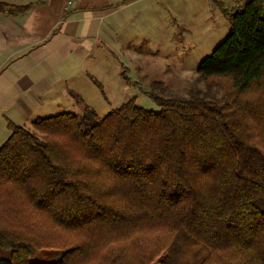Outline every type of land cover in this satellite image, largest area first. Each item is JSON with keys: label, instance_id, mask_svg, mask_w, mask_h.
Instances as JSON below:
<instances>
[{"label": "trees", "instance_id": "16d2710c", "mask_svg": "<svg viewBox=\"0 0 264 264\" xmlns=\"http://www.w3.org/2000/svg\"><path fill=\"white\" fill-rule=\"evenodd\" d=\"M30 5L0 0V14ZM204 90L8 121L0 146V248L37 264H264V0L222 8ZM156 87V88H155Z\"/></svg>", "mask_w": 264, "mask_h": 264}, {"label": "crops", "instance_id": "0c3cea01", "mask_svg": "<svg viewBox=\"0 0 264 264\" xmlns=\"http://www.w3.org/2000/svg\"><path fill=\"white\" fill-rule=\"evenodd\" d=\"M1 1L30 5L16 16L0 14L2 144L10 135L5 119L32 124L44 100L52 108H67L65 92H107L114 75L126 81L133 66L140 74L134 83L140 84L151 70L177 65L180 46L214 48L222 34L198 19L195 41L170 38L187 18L200 16L202 2L195 0L191 5L182 0H76L69 7L66 0ZM232 1L219 3L227 9Z\"/></svg>", "mask_w": 264, "mask_h": 264}, {"label": "rangeland", "instance_id": "374dc122", "mask_svg": "<svg viewBox=\"0 0 264 264\" xmlns=\"http://www.w3.org/2000/svg\"><path fill=\"white\" fill-rule=\"evenodd\" d=\"M182 1L191 5L194 0ZM195 1L199 3L202 2L200 16L194 14L193 17L187 18V21L183 26L180 24L178 29H174L170 32V38L176 37V41L183 40L184 42L195 41L198 37V33L195 30L196 21L201 19L209 25H215L218 29V33H222L220 35L221 40L216 44L217 47L227 36L229 28L228 21L222 11L223 6L219 3V0ZM248 1L249 0H233L232 6H227V10L231 13L241 12ZM186 15H189V12H186ZM216 47L206 48L203 45L188 46L187 44L185 46H180L177 52V56H180L177 65L176 63L175 65H164L161 70H151L148 73V75H150L149 79L140 84L134 83L135 79L138 78L137 76L140 75L135 69L136 66L130 68L129 65L125 64L130 68V71H126L128 80L125 81L122 76L114 75L113 80L110 82V89L107 92L98 90L91 91L90 89L86 90V92H65L63 103L67 108L63 109L60 107L52 108L50 107V103L44 100L45 106L34 116V119H36V117L44 118L56 115L63 111L71 112L75 115H81L85 108L94 110L95 113L102 118L110 111L118 108L121 104L126 103L129 100H134L136 105L143 109L159 112V106L150 99L147 92H141L139 87L144 89L146 86H149L147 89L149 91L154 83L160 82L161 85L157 86V88L155 87V92L165 99L188 98L193 92L203 91L204 85L203 82L198 79L197 68ZM172 51L175 52V50ZM172 51L169 50V53H172ZM119 70L121 73L122 69L120 68ZM120 90H123V92ZM68 106L71 107L70 110ZM19 119L21 118L16 119V121L18 120L16 123L21 125V127H24L26 130L33 132L32 124L30 122L22 123V120ZM8 121L10 120L5 119L6 124ZM1 139L2 136L0 141H3ZM1 144L2 142H0V146ZM0 258L9 261L10 251L0 248ZM58 258L59 255L55 251H41L38 252L31 261L37 264H49L57 261ZM160 260L156 264H159Z\"/></svg>", "mask_w": 264, "mask_h": 264}, {"label": "built area", "instance_id": "2783aa9c", "mask_svg": "<svg viewBox=\"0 0 264 264\" xmlns=\"http://www.w3.org/2000/svg\"><path fill=\"white\" fill-rule=\"evenodd\" d=\"M76 0H66V7H69L74 3Z\"/></svg>", "mask_w": 264, "mask_h": 264}]
</instances>
